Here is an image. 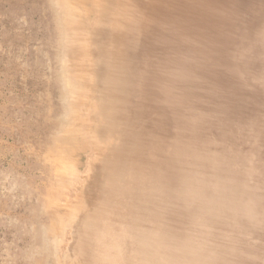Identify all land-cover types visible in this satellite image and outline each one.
<instances>
[{
    "label": "bare ground",
    "instance_id": "1",
    "mask_svg": "<svg viewBox=\"0 0 264 264\" xmlns=\"http://www.w3.org/2000/svg\"><path fill=\"white\" fill-rule=\"evenodd\" d=\"M67 2L11 138L8 264H264V0Z\"/></svg>",
    "mask_w": 264,
    "mask_h": 264
},
{
    "label": "rangeland",
    "instance_id": "2",
    "mask_svg": "<svg viewBox=\"0 0 264 264\" xmlns=\"http://www.w3.org/2000/svg\"><path fill=\"white\" fill-rule=\"evenodd\" d=\"M61 1L0 0V196L3 197L15 186L10 166L11 138L14 131L21 137L27 99H36L41 94L44 77L40 63L44 54L50 78L56 70L48 44L53 43L52 35L61 23L57 6ZM73 1L88 6L90 0H68V6ZM2 226L0 223V264H8L9 242L4 244Z\"/></svg>",
    "mask_w": 264,
    "mask_h": 264
}]
</instances>
